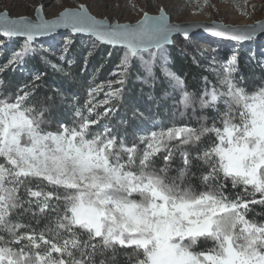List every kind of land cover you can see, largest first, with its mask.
<instances>
[{"label":"snow or ice","instance_id":"6c2138e0","mask_svg":"<svg viewBox=\"0 0 264 264\" xmlns=\"http://www.w3.org/2000/svg\"><path fill=\"white\" fill-rule=\"evenodd\" d=\"M42 7L35 19L0 14V264H264V212H255L264 209V59L241 52L264 23L182 25L163 5L135 23L98 19L85 4L45 19ZM197 29L235 42L212 49L216 82L209 90L203 77L202 94L170 67L174 34L187 44ZM58 30L53 61L39 38ZM102 49L97 72L117 60L97 83L88 65ZM49 70L84 91L83 102L71 93L69 120L55 129L56 96H68L48 94ZM133 70L155 107L125 98ZM157 83L174 101L164 117Z\"/></svg>","mask_w":264,"mask_h":264},{"label":"rangeland","instance_id":"374dc122","mask_svg":"<svg viewBox=\"0 0 264 264\" xmlns=\"http://www.w3.org/2000/svg\"><path fill=\"white\" fill-rule=\"evenodd\" d=\"M80 4H85L90 14L96 18H107L110 23H135L142 18L144 12H148L150 15L158 14V9L162 5L165 6V12L170 16L173 23L198 22L207 24L211 21H217L236 26H247L264 20V0H207V4L204 3V0H0V13H7L9 18H18L23 15L35 19V10L42 5L40 14L45 19H54L63 10L76 8ZM174 41L176 48L183 53H189L205 60L208 67L212 57L216 56V53L212 51L213 48H218L224 52L229 51L235 44L212 38L194 39L187 44L184 39L178 37L174 38ZM254 43L258 45L257 48H254ZM17 47L11 45L8 54ZM205 49L207 51H204ZM241 52L245 55L254 53L258 58L264 59V38H257L243 44ZM47 54L55 55L50 50ZM6 60L7 55L0 57V64ZM241 63L245 65L243 60ZM247 68L250 72L253 71L250 66ZM254 71L259 75L261 68H255ZM252 85L253 82H251L249 89L252 88Z\"/></svg>","mask_w":264,"mask_h":264},{"label":"trees","instance_id":"16d2710c","mask_svg":"<svg viewBox=\"0 0 264 264\" xmlns=\"http://www.w3.org/2000/svg\"><path fill=\"white\" fill-rule=\"evenodd\" d=\"M66 34L56 35L52 36L49 40H40L42 41L41 47L48 48L50 51L56 53L59 48H61L63 44V39L65 38ZM19 42H22V40H19ZM14 47H17L18 44L13 43L11 44ZM258 45L254 43V48H257ZM170 50L172 52V57L174 62L170 65L171 69L174 70L182 79H186V86L187 89L190 92H196L201 93L204 90V80L203 77H207V83L209 90L211 89V86L213 83H215V76L214 73L209 69L208 64L205 62V60L199 59L197 56H195V61L193 60V55L189 53H183L180 49L176 48L175 46H171ZM48 55V54H47ZM106 53L102 49L100 50L96 56L95 59L92 60L91 64L88 65V71H89V79L92 78V75L95 74L97 76V83H103L108 77L110 72L113 70V66L116 63L117 57L114 55L112 59L109 61L107 65L103 67L101 71H96L103 63L102 57L105 56ZM50 59L53 61L57 60L58 57L55 55H48ZM38 61V58H37ZM40 67H43V65H39ZM65 67H68V65H65ZM84 68V65L82 62L75 64V66L72 67V71L79 77L82 74V70ZM240 70L245 74V76H248L251 72L250 70L240 62ZM134 74L132 75L131 79L127 83V92H126V99L129 97L135 98L139 101V103L136 104V107L143 111L144 108L148 105H151L153 107L156 106L155 101H149L147 96H143L141 99V89H143L144 93H147L149 91V88L144 86L141 82H136L135 77V70ZM155 75L158 79H164L163 74L159 68L154 69ZM19 75V72L16 73ZM13 73L10 70L5 76L4 79L8 80L12 78ZM252 80L248 81V87L250 88ZM49 83L51 87L48 89V94H53V88L59 87L62 90L67 89V96L68 99L64 101L63 103L60 100L59 95L56 96V102L55 106L53 107L52 116L49 118L52 120L51 127L55 129L56 127V120H69V116L71 113V109L69 107V101L72 100L71 93H76L80 98L81 102H83V96L84 91L81 90L78 86L72 85L70 86L66 82H64L63 77L59 73H54L51 70H49ZM155 95L157 99L159 100V112L161 117H164L166 115V107L171 108L174 101L172 99H164L162 98V90L160 88L159 83L156 85ZM179 98V92L176 93V99ZM124 110L121 109V112ZM199 113V109L197 110ZM208 115H212L211 111L207 113ZM129 117L131 116V111L128 113ZM167 115H170V113H167ZM189 117H191V111L188 113ZM210 123V121H209ZM136 122L133 123V127H136ZM129 135L128 140L131 142L133 139L132 137V130L129 129ZM162 165V161H160ZM178 164L179 161H176ZM175 175V173H173ZM255 212H264V209H261L260 207L255 208ZM251 215V213H250ZM123 258V257H122Z\"/></svg>","mask_w":264,"mask_h":264},{"label":"water","instance_id":"95a60500","mask_svg":"<svg viewBox=\"0 0 264 264\" xmlns=\"http://www.w3.org/2000/svg\"><path fill=\"white\" fill-rule=\"evenodd\" d=\"M0 14H3V13H0ZM258 22L264 23V20H261V21H258ZM190 23H192V22H190ZM185 24H188V23H183L182 25H185ZM195 31H196V38H195V40H197L199 38H211V37L208 36V34L203 33L202 30L197 29ZM61 34H66V31L65 30H58L56 33L53 34V36L54 35H61ZM177 37L184 39L182 36L177 35V34H174L173 39L174 38H177ZM49 38H51V37H45V38H39V39L40 40H47ZM257 38H264V32H258L257 35H256V37H255V39H257ZM212 39H215V40L220 41L218 38H212ZM20 40H22V38ZM223 42H229V41H223ZM229 43H235V42H229ZM245 43H248V42H244L243 44H245Z\"/></svg>","mask_w":264,"mask_h":264}]
</instances>
